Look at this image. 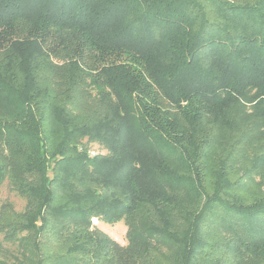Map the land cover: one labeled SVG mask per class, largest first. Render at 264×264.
<instances>
[{"label":"trees","instance_id":"1","mask_svg":"<svg viewBox=\"0 0 264 264\" xmlns=\"http://www.w3.org/2000/svg\"><path fill=\"white\" fill-rule=\"evenodd\" d=\"M0 236V264H264V0H0Z\"/></svg>","mask_w":264,"mask_h":264},{"label":"rangeland","instance_id":"2","mask_svg":"<svg viewBox=\"0 0 264 264\" xmlns=\"http://www.w3.org/2000/svg\"><path fill=\"white\" fill-rule=\"evenodd\" d=\"M252 1V0H251ZM91 155H95L97 153H106V150L103 149L99 144L95 143L91 145L90 149ZM2 193H1V199L5 200L8 199L12 201L18 210H22L25 206V200L18 195L17 193L10 190L7 184H4L2 186ZM95 219V218H94ZM93 219V222L104 232L109 234L112 238H114L119 243L126 245L127 244V226L123 221H119L116 223H108L104 221L96 222ZM2 240V236H0V241Z\"/></svg>","mask_w":264,"mask_h":264},{"label":"bare ground","instance_id":"3","mask_svg":"<svg viewBox=\"0 0 264 264\" xmlns=\"http://www.w3.org/2000/svg\"><path fill=\"white\" fill-rule=\"evenodd\" d=\"M96 222H98V220L97 219H94Z\"/></svg>","mask_w":264,"mask_h":264}]
</instances>
